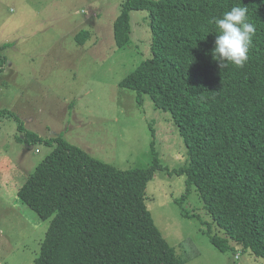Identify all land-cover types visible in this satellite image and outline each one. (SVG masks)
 <instances>
[{
  "label": "trees",
  "instance_id": "obj_1",
  "mask_svg": "<svg viewBox=\"0 0 264 264\" xmlns=\"http://www.w3.org/2000/svg\"><path fill=\"white\" fill-rule=\"evenodd\" d=\"M233 6L248 7L256 35L244 67L220 68L209 21ZM131 11L148 12L150 56L119 86L138 105L147 96L170 114L187 149L175 173L196 188L212 220V245L264 260V0H124L113 23L118 48L129 42ZM86 35L79 32L77 42ZM18 140L52 147L17 192L40 218H51L33 264H177L144 203L147 184L164 170L154 151L147 167L123 171L61 135L26 132ZM213 224L223 237L211 233Z\"/></svg>",
  "mask_w": 264,
  "mask_h": 264
},
{
  "label": "rangeland",
  "instance_id": "obj_2",
  "mask_svg": "<svg viewBox=\"0 0 264 264\" xmlns=\"http://www.w3.org/2000/svg\"><path fill=\"white\" fill-rule=\"evenodd\" d=\"M124 0H0V264H33L49 226L17 197L52 147L26 144L61 135L119 170L144 168L154 151L164 167L147 184L144 203L174 250L177 264H264L248 250L218 251L210 216L194 186L175 170L187 149L170 114L119 82L150 56L146 11H131L129 42L115 45L113 23ZM85 31V43L76 36ZM17 118V120L14 118ZM22 130H19V125ZM153 132V136L152 133ZM153 142V148L151 145ZM211 233L223 237L214 224Z\"/></svg>",
  "mask_w": 264,
  "mask_h": 264
},
{
  "label": "clouds",
  "instance_id": "obj_3",
  "mask_svg": "<svg viewBox=\"0 0 264 264\" xmlns=\"http://www.w3.org/2000/svg\"><path fill=\"white\" fill-rule=\"evenodd\" d=\"M248 11L246 6H233L209 21L216 28L212 55L220 68L228 67L229 64L242 68L249 60L256 25L250 22Z\"/></svg>",
  "mask_w": 264,
  "mask_h": 264
}]
</instances>
